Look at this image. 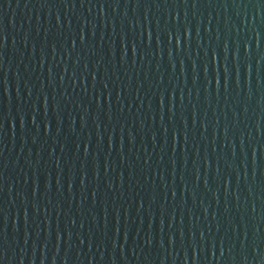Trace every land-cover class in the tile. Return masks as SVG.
<instances>
[{"label": "water", "instance_id": "obj_1", "mask_svg": "<svg viewBox=\"0 0 264 264\" xmlns=\"http://www.w3.org/2000/svg\"><path fill=\"white\" fill-rule=\"evenodd\" d=\"M0 264H264V0H0Z\"/></svg>", "mask_w": 264, "mask_h": 264}]
</instances>
